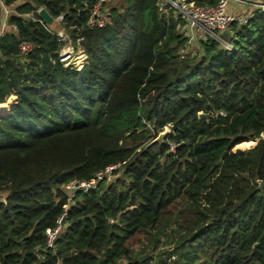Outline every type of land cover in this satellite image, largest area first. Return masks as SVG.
<instances>
[{
  "label": "trees",
  "instance_id": "obj_1",
  "mask_svg": "<svg viewBox=\"0 0 264 264\" xmlns=\"http://www.w3.org/2000/svg\"><path fill=\"white\" fill-rule=\"evenodd\" d=\"M6 1L63 14L87 62L64 66L22 14L0 36V264H264V9L231 23L229 48L184 54L185 18L160 0H112L91 28L96 0ZM112 165L108 184L64 187Z\"/></svg>",
  "mask_w": 264,
  "mask_h": 264
},
{
  "label": "built area",
  "instance_id": "obj_2",
  "mask_svg": "<svg viewBox=\"0 0 264 264\" xmlns=\"http://www.w3.org/2000/svg\"><path fill=\"white\" fill-rule=\"evenodd\" d=\"M231 1L250 3L248 0H160L159 7L166 15L170 7H173L181 13L185 18V33L188 40L194 41L197 38H213L219 41L231 23H245L251 15V11L248 9L244 11H228L227 6ZM111 2L112 0H96L92 4L86 22L89 28L105 25L107 19L112 14ZM16 6V1L7 2L6 0H0V36L8 32H16L18 29L17 24L10 20V16L12 14H22L31 20L38 21L47 30L56 35L57 41L60 43L58 59L64 66L79 69L87 62V55L81 47L83 36L79 35L73 39L61 25L63 14L55 15V23L48 25L38 14V10L42 6L23 13H20ZM255 7L264 9V2L255 3ZM18 47L21 53H26L33 49L34 44L29 40H22ZM226 47L229 48V43ZM12 98L14 96L10 95L4 103L10 102ZM260 136L264 138V131L261 132ZM117 166L112 165L106 167L103 171L98 172L96 177L89 182L73 181L64 187L70 191L93 187L98 180L107 178V174L109 176ZM61 221L62 218L59 219V224L56 228L46 230L48 246L53 245L60 231ZM109 222H113V219H110Z\"/></svg>",
  "mask_w": 264,
  "mask_h": 264
},
{
  "label": "rangeland",
  "instance_id": "obj_3",
  "mask_svg": "<svg viewBox=\"0 0 264 264\" xmlns=\"http://www.w3.org/2000/svg\"><path fill=\"white\" fill-rule=\"evenodd\" d=\"M123 0H114L113 2L114 3H116L117 5H119L120 4V2H122ZM255 2V3H257L258 2V0H250V2ZM262 1V0H261ZM177 27L179 28V29H185V25H182L181 26V24H178L177 25ZM184 33H185V30H184ZM185 35H186V33H185ZM187 36V35H186ZM220 43L223 45V46H227L228 45V40H226V38L222 35V37L220 38ZM190 42H192V40L190 41V40H188V42H187V48H184V49H181V51H182V53H184L185 54V52L186 51H189L190 49H192V50H195V48H196V45L195 44H191ZM7 104L8 103H6V104H4V105H6V107H7ZM256 143V140H253V142H251V143H246V144H243V146H245V147H239V143L238 144H236L235 145V147L233 148L234 150H236V149H241V150H245V149H249V148H252L253 147V145ZM116 170H117V168H116ZM121 175V171H116L115 172V170H112V172H111V174H109V176H108V174H107V178H106V184H108L109 182H111L112 180H114V178L115 177H117V176H120ZM109 177V178H108ZM4 198V195L2 194L1 195V199H3ZM132 243H134V246H135V250H139V249H141V247H142V241L141 242H137L136 240H133V242ZM140 257V256H139ZM142 260V259H141Z\"/></svg>",
  "mask_w": 264,
  "mask_h": 264
},
{
  "label": "water",
  "instance_id": "obj_4",
  "mask_svg": "<svg viewBox=\"0 0 264 264\" xmlns=\"http://www.w3.org/2000/svg\"><path fill=\"white\" fill-rule=\"evenodd\" d=\"M38 14L39 16L44 20V22L48 25H52L55 23V18L54 16L47 10V8L45 6H42L39 8L38 10ZM169 131L168 128L163 129L162 131L159 132V134L157 135V137H155L154 140H161L162 137ZM153 142V141H152ZM264 186V180L261 181L259 183V188H262ZM1 193H0V201H1ZM132 195H134V193H132ZM142 258L139 257V260H141Z\"/></svg>",
  "mask_w": 264,
  "mask_h": 264
},
{
  "label": "crops",
  "instance_id": "obj_5",
  "mask_svg": "<svg viewBox=\"0 0 264 264\" xmlns=\"http://www.w3.org/2000/svg\"><path fill=\"white\" fill-rule=\"evenodd\" d=\"M250 2V0H248ZM261 0H258V2H260ZM256 2V1H255ZM255 2H250V3H240V2H233L231 1L228 6H227V10L228 11H244L246 9H250L252 7H255ZM6 103H1L0 104V108H4L6 107V105H4Z\"/></svg>",
  "mask_w": 264,
  "mask_h": 264
}]
</instances>
